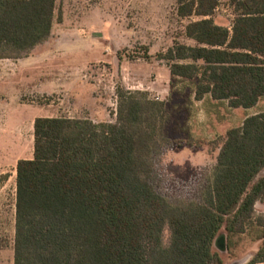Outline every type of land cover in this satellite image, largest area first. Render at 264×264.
I'll return each mask as SVG.
<instances>
[{
  "label": "trees",
  "instance_id": "trees-1",
  "mask_svg": "<svg viewBox=\"0 0 264 264\" xmlns=\"http://www.w3.org/2000/svg\"><path fill=\"white\" fill-rule=\"evenodd\" d=\"M221 2L177 0L195 44L177 41L160 54L173 81L192 82L207 124L228 123L210 143L217 160L197 194L173 201L153 182L173 141L170 107L148 91L119 86L113 122L38 116L34 156L16 167L14 264H224L221 231L232 247L255 227L256 204L264 202V0H224L231 26L214 19ZM56 7L57 0H0V58L42 50ZM182 108L186 124L190 102ZM259 254L250 264L264 261L263 247Z\"/></svg>",
  "mask_w": 264,
  "mask_h": 264
},
{
  "label": "rangeland",
  "instance_id": "rangeland-1",
  "mask_svg": "<svg viewBox=\"0 0 264 264\" xmlns=\"http://www.w3.org/2000/svg\"><path fill=\"white\" fill-rule=\"evenodd\" d=\"M177 5V0H57L52 36L36 52L39 77L32 72L27 78V73L16 74L20 66L15 59L0 60V66L14 74L13 86L0 88V264H14L16 167L19 159L34 156L35 118L113 122L119 86L167 101L173 142L164 148L153 182L173 201L197 194L199 181L217 160L219 149L211 142L221 140L215 134H224L228 123L208 125L202 102L192 97V82L173 81L170 62L160 57L177 41L195 44L184 35L190 18L179 16ZM214 19L232 25L234 14L224 0ZM186 101L193 116L185 124ZM199 137L205 143L197 142ZM253 221L255 227L236 235L232 247L226 231H221L226 249L217 244L216 248L224 264H250L260 255L264 238L256 237L264 229V202H257ZM169 241L166 228L164 243Z\"/></svg>",
  "mask_w": 264,
  "mask_h": 264
},
{
  "label": "crops",
  "instance_id": "crops-1",
  "mask_svg": "<svg viewBox=\"0 0 264 264\" xmlns=\"http://www.w3.org/2000/svg\"><path fill=\"white\" fill-rule=\"evenodd\" d=\"M39 52L36 54H31L29 56H25L22 58H0V60H9V59H15L16 63L18 66H20V68L17 70L16 74L18 73H27V75L25 76L27 78V76L29 75V73H33L34 74H40L39 70L37 68H35V63L38 62L40 60V56L38 57ZM33 68V69H32ZM32 70V71H31ZM12 76H14V74L9 71L4 69V67L0 66V88H5V89H9V87H12L13 84L11 82V78ZM39 77V75H38ZM26 80V79H25Z\"/></svg>",
  "mask_w": 264,
  "mask_h": 264
},
{
  "label": "water",
  "instance_id": "water-1",
  "mask_svg": "<svg viewBox=\"0 0 264 264\" xmlns=\"http://www.w3.org/2000/svg\"><path fill=\"white\" fill-rule=\"evenodd\" d=\"M95 35L101 36L102 34L99 32L95 33ZM216 244L217 246L222 249L225 250L226 249V235L221 234L217 237L216 239Z\"/></svg>",
  "mask_w": 264,
  "mask_h": 264
}]
</instances>
